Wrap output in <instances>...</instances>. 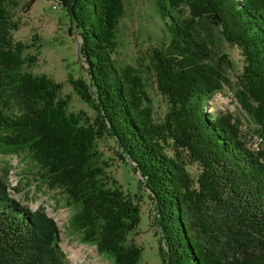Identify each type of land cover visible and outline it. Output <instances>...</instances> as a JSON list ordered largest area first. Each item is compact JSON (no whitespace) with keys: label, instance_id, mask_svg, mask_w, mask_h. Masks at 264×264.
I'll list each match as a JSON object with an SVG mask.
<instances>
[{"label":"trees","instance_id":"obj_1","mask_svg":"<svg viewBox=\"0 0 264 264\" xmlns=\"http://www.w3.org/2000/svg\"><path fill=\"white\" fill-rule=\"evenodd\" d=\"M57 2L88 75L67 83L96 118L68 112L62 84L27 71L37 58L24 54L35 46L13 39L19 25L0 0V148L27 151L42 182L74 208L68 228L114 264L140 263L143 249L130 236L141 209L136 194L108 182L98 150L106 138L140 177L161 264H264V0H155L168 31L150 58L168 106L160 122L141 76L113 58L123 0ZM206 17L243 58L236 98L255 125L257 150L238 118L206 111L230 67L203 34ZM0 264H68L55 221L13 199L2 178Z\"/></svg>","mask_w":264,"mask_h":264},{"label":"rangeland","instance_id":"obj_2","mask_svg":"<svg viewBox=\"0 0 264 264\" xmlns=\"http://www.w3.org/2000/svg\"><path fill=\"white\" fill-rule=\"evenodd\" d=\"M57 0H5L10 16L19 25L12 33L15 41L35 47L26 50L25 56L33 55L37 62L27 71L34 75H45L62 84L60 97L68 102V112L84 113L90 121L96 116L84 104L68 78L88 81L86 67L79 56V39L69 34V19L66 12L53 9ZM203 34L208 44L217 52L218 58L226 54L230 67L225 65L226 83L207 102V112L213 116L231 114L240 121L241 135L248 148L257 150L260 140L255 134V125L244 113L236 98V77L240 74L243 58L237 48L229 46L219 34L215 21L206 17L202 21ZM168 42V31L155 0H123V13L117 25L116 50L113 58L119 68L130 67L141 76L153 110V118L160 122L168 110L166 101L157 91L151 64L153 49H161ZM221 64H227L224 60ZM115 145L110 139L98 141V150L104 162L108 182L116 181L126 193L136 194L140 199V221L130 238L143 249L139 264H161L158 256V237L152 226L153 211L145 191L138 186L140 179L114 154ZM197 173L194 167L189 169ZM0 178L9 187L13 199L32 211L43 209L48 218L55 221L59 229V246L68 264H114L106 255H99L94 245L83 243L80 236L68 228L74 208L65 204L58 190H49L42 182L37 165L27 151L12 153L0 148ZM137 200V199H136Z\"/></svg>","mask_w":264,"mask_h":264},{"label":"built area","instance_id":"obj_3","mask_svg":"<svg viewBox=\"0 0 264 264\" xmlns=\"http://www.w3.org/2000/svg\"><path fill=\"white\" fill-rule=\"evenodd\" d=\"M58 8H61L60 5H59V2H55L54 5H53V9H58Z\"/></svg>","mask_w":264,"mask_h":264}]
</instances>
